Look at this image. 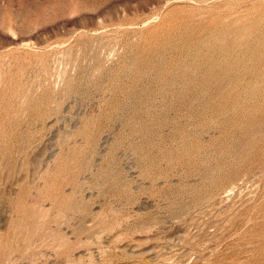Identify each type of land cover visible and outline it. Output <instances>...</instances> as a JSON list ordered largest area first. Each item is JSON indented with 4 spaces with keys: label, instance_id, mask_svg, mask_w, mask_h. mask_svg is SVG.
Here are the masks:
<instances>
[{
    "label": "rangeland",
    "instance_id": "374dc122",
    "mask_svg": "<svg viewBox=\"0 0 264 264\" xmlns=\"http://www.w3.org/2000/svg\"><path fill=\"white\" fill-rule=\"evenodd\" d=\"M0 264H264V0H0Z\"/></svg>",
    "mask_w": 264,
    "mask_h": 264
},
{
    "label": "bare ground",
    "instance_id": "6f19581e",
    "mask_svg": "<svg viewBox=\"0 0 264 264\" xmlns=\"http://www.w3.org/2000/svg\"><path fill=\"white\" fill-rule=\"evenodd\" d=\"M216 52H218V51H216ZM210 53L212 54V52H210ZM218 53H219V52H218ZM220 53H221V52H220ZM220 53H219V54H220ZM214 54H215V53H214ZM216 54H217V53H216ZM219 54H217V55H219ZM223 54H225V53H223ZM229 54H230V53H229ZM201 55H202V54H201ZM206 55H207V53H206ZM230 55H232V54H230ZM230 55H229V56H230ZM207 56H208V55H207ZM211 56H212V55H211ZM226 56H228V55H226ZM213 57H215V55H214ZM213 57H211V58H213ZM231 57H233V56H231ZM211 58H210V60H212ZM218 58L220 59L221 57H218ZM218 58H216V59H217V62H218ZM225 59H226V58H225ZM222 60H223V59H222ZM222 60H221V61H222ZM231 60L233 61V59H231ZM231 60H229V63H228V61H226V62L228 63V66H229V67H230V65H232V63H230ZM206 61H207V58H206ZM211 62H213V61H211ZM223 62H224V61H223ZM226 62H225V63H226ZM209 63H210V62H209ZM218 63H219V62H218ZM218 63H216V65H217ZM227 63L225 64V65H226L225 67H227ZM203 64H205V63H203ZM211 64H212V63H211ZM229 64H230V65H229ZM234 64H235V63H234ZM220 65H221V63H220ZM197 66H198V65H197ZM206 66H207V65H206ZM223 66H224V64H223ZM199 67H201V66H199ZM209 67H210V66H209ZM214 67H215V66H214ZM225 67L223 68V69H225V70H220V71L218 70V71H216V69H215V68H212V66H211V67H210V68H211V71L209 70V72H208L209 74L207 73V74L203 75L204 72H203V73H199L200 75H202V77H200V75H199L200 79L203 80V82H201V81L199 80V81L201 82L200 84H202V83H204V82H206V84H207L208 81L211 82V80L215 79L216 76H218L219 73L222 74L223 71L226 72L227 70H226ZM201 68H203V67H201ZM207 68H208V67H207ZM210 68H209V69H210ZM219 68H220V67H219ZM233 68H234V66H233ZM196 69H197V68H196ZM221 69H222V68H221ZM228 69H229V68H228ZM197 70H198V69H197ZM190 71H191V70H190ZM194 71H195V70H194ZM201 71H202V70H201ZM195 72H197V71H195ZM195 72H194V73H195ZM206 72H207V71H206ZM227 72H228V71H227ZM229 72H230V74H231V71H230V70H229ZM190 73H192V72H190ZM194 73H193V74H194ZM197 73H198V72H197ZM225 74H227V73H225ZM230 74H229V77H230ZM232 74H233V72H232ZM190 75H191V74H190ZM197 75H198V74H197ZM197 75H196V76H197ZM223 75H224V74H223ZM223 75H222V76H223ZM227 75H228V74H227ZM227 75H226V78L228 77ZM220 76H221V75H220ZM222 76H221V77H222ZM190 77H191V76H190ZM199 77H198V79H199ZM224 77H225V76H224ZM192 78H193V77H192ZM195 78H197V77H195ZM217 78H219V77H217ZM231 78H232V77H231ZM222 79H223V78H222ZM193 80H194V78H193ZM193 80H192V81H193ZM220 80H221V78H220ZM220 80H219V81H220ZM197 81H198V80H197ZM214 81L216 82V80H214ZM222 81H223V80H222ZM193 82H195V81H193ZM233 82H234V81H233ZM217 83H218V82H217ZM222 83H223V82H222ZM200 84H199V85H200ZM204 84H205V83H204ZM206 84H205V85H206ZM208 84H209V83H208ZM210 84H211V83H210ZM213 84H214V82H213ZM219 84H220V83H219Z\"/></svg>",
    "mask_w": 264,
    "mask_h": 264
}]
</instances>
